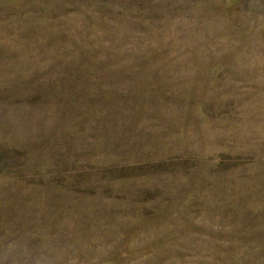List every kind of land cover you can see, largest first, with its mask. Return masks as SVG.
Wrapping results in <instances>:
<instances>
[{"label": "rangeland", "instance_id": "374dc122", "mask_svg": "<svg viewBox=\"0 0 264 264\" xmlns=\"http://www.w3.org/2000/svg\"><path fill=\"white\" fill-rule=\"evenodd\" d=\"M0 264H264V0H0Z\"/></svg>", "mask_w": 264, "mask_h": 264}]
</instances>
